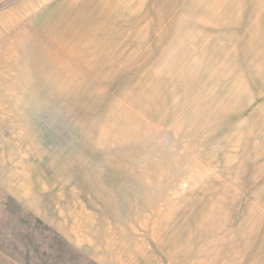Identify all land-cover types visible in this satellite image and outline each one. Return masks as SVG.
<instances>
[{
    "label": "rangeland",
    "instance_id": "374dc122",
    "mask_svg": "<svg viewBox=\"0 0 264 264\" xmlns=\"http://www.w3.org/2000/svg\"><path fill=\"white\" fill-rule=\"evenodd\" d=\"M0 264H264V0H0Z\"/></svg>",
    "mask_w": 264,
    "mask_h": 264
},
{
    "label": "bare ground",
    "instance_id": "6f19581e",
    "mask_svg": "<svg viewBox=\"0 0 264 264\" xmlns=\"http://www.w3.org/2000/svg\"><path fill=\"white\" fill-rule=\"evenodd\" d=\"M188 23L191 24L190 21H188ZM177 32L181 35L182 38H190V37H195L196 33H194L193 31H191L190 29H185V30H178L176 31V37H179L177 35ZM191 33V34H190ZM200 36L202 34H199ZM178 40V39H177ZM225 47V50L224 52H222L221 55H223V60H224V63L226 64L227 63V60L230 58V57H233L234 55V51L229 49V47ZM189 48L185 49V50H188ZM186 53L183 55H178V57L176 58V61L174 62L173 65L169 66L167 68L168 69H171V72H172V76L169 78L170 81H156L154 84H153V88H157L156 89V93L155 95L151 96L150 97V101L146 107V111H147V114L151 112V106H156L158 107V105H161L160 106V112L164 113L165 110L168 109L169 107V103L171 101L168 102V105L163 107L164 106V99L161 97V96H158L159 94H162L163 91L165 90H171L172 92H175V95L177 96V98L179 99L178 101V105L179 107L176 108L171 116V118H174V116L176 114H182V110L184 108V105L183 104L185 101H180V98L178 97V93L180 92L179 90H184L183 92L185 91H189L187 93H183L181 94L182 92H180L179 94L181 96H185L186 97V102H188L190 104V106L192 107L193 106H196V105H202L200 106L199 108L203 107L207 112H210V114L208 113V115L210 116H215L217 115V110L220 109V108H227L229 109V105L230 103L228 101H220L217 97H215L214 95H211L210 93L207 95H203L204 93L202 92L201 88H197L196 87V79L194 77V75H192L191 73L196 70L198 67L196 65H192V64H188L187 63V60L190 58L191 54H193V52H187L185 51ZM231 55V56H230ZM229 65H226L225 68L221 67L223 70L225 71H232V66H229ZM228 67V68H227ZM191 91V92H190ZM206 94V93H205ZM211 99V100H210ZM211 101V103L209 104V108H207L206 106H203L205 105L206 103H209ZM213 108L215 110H213ZM232 109H236L235 107H232ZM168 112V111H166ZM198 116V114L196 113V117ZM127 117H128V124H127V127L124 129L125 131V135H128V134H132L133 131L137 130L140 126H142V121L141 119L139 118L138 115H135V114H132V113H128L127 114ZM138 127V128H136ZM156 166H158V163L155 164ZM149 168H153V167H149ZM159 169H161V167H158Z\"/></svg>",
    "mask_w": 264,
    "mask_h": 264
}]
</instances>
